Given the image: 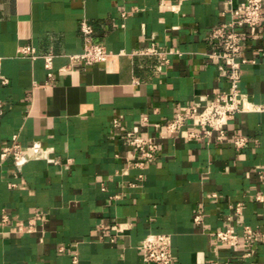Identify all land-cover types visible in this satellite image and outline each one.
<instances>
[{
  "label": "crops",
  "instance_id": "1",
  "mask_svg": "<svg viewBox=\"0 0 264 264\" xmlns=\"http://www.w3.org/2000/svg\"><path fill=\"white\" fill-rule=\"evenodd\" d=\"M239 1L0 0V152L15 134L42 151L19 167L0 158V218L9 216L0 264H161L141 258L150 232L171 235L172 264H264L263 241L245 256L242 242L216 236L243 224L264 231V108L237 113L222 141L160 135L154 125L228 88L207 55L209 35ZM83 19L111 52L106 61L70 60L83 50ZM150 46L166 60L131 53ZM243 55L255 62L243 65L240 87L264 106V21ZM127 130L158 142L144 167L134 166Z\"/></svg>",
  "mask_w": 264,
  "mask_h": 264
},
{
  "label": "built area",
  "instance_id": "2",
  "mask_svg": "<svg viewBox=\"0 0 264 264\" xmlns=\"http://www.w3.org/2000/svg\"><path fill=\"white\" fill-rule=\"evenodd\" d=\"M122 14L125 16L126 12ZM263 21L264 0H240L231 10V19L219 23L212 29L209 38L215 42V46L207 55L219 62L218 67L225 73L228 80V88L217 91L211 99L205 102L191 100L183 108L177 110L172 117L155 122L154 125L159 129L160 135H183L194 141L215 135L217 140L222 141L227 126L237 113L264 108V106H256L250 102L248 94L243 92L240 87L243 65L248 62H255L254 59L249 60L243 55V50L248 39L256 35L257 28ZM80 30L83 38V50L70 54V60L88 65L106 61L111 52L102 42L94 41L92 24L83 19L80 23ZM19 50L32 56L35 53L30 44L20 46ZM165 52L155 46H150L134 50L131 53L157 54L166 60ZM43 57L45 66L48 69V78H53V54L45 53ZM64 68L61 67V69ZM4 81H6L5 78ZM143 119L147 120L148 117L144 116ZM113 124L117 125L118 120L114 119ZM125 136L128 143L140 155V159L134 162V166L144 167L147 162L157 157L159 145L152 136H143L135 130H127ZM246 141L247 137L244 135H236L233 139L237 147L243 146ZM9 156L12 157L13 164L19 167L30 158L42 156V151L39 143L23 148L15 134L12 136L11 142L4 145L0 152L1 159ZM139 176L142 177V173ZM134 184L132 183V185ZM257 198L260 199V196ZM235 209L238 213H241L242 204L237 203ZM8 219V214L3 213L0 218V226L5 224ZM195 220L199 221L198 215L195 216ZM34 224V219H31L26 226L20 227L30 230ZM114 227L117 229L118 225H114ZM216 236L222 243L227 245L242 242L245 247L243 254L245 256L253 253L256 242H264V231L257 230L249 224H243L241 232L234 227L219 229L216 231ZM139 248L141 258L146 263H173L172 241L169 233L150 232L143 238ZM73 261H77L76 256H74ZM212 264H216V262Z\"/></svg>",
  "mask_w": 264,
  "mask_h": 264
}]
</instances>
